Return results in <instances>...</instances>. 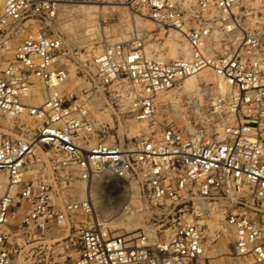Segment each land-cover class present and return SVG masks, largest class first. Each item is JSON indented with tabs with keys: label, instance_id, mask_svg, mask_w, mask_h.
Segmentation results:
<instances>
[{
	"label": "built area",
	"instance_id": "built-area-1",
	"mask_svg": "<svg viewBox=\"0 0 264 264\" xmlns=\"http://www.w3.org/2000/svg\"><path fill=\"white\" fill-rule=\"evenodd\" d=\"M66 1L4 0L0 13V50L9 54L0 65V264L13 263L21 235L36 239L53 226L78 231L80 249L51 264H213L204 222L214 212L233 230L235 256L264 264V28L242 25L264 18V0H131L180 35L184 53L165 60L138 36L105 44L92 72L52 29ZM206 70L225 90L205 84L160 113L159 96ZM76 77L90 87H71ZM115 107L149 132L110 141L111 123L95 111ZM10 120L15 136L1 128ZM105 173L133 185L141 205L125 204L127 215L179 199L192 214L153 245L116 235L91 197H73L77 182ZM19 212L9 241L5 227Z\"/></svg>",
	"mask_w": 264,
	"mask_h": 264
},
{
	"label": "rangeland",
	"instance_id": "rangeland-1",
	"mask_svg": "<svg viewBox=\"0 0 264 264\" xmlns=\"http://www.w3.org/2000/svg\"><path fill=\"white\" fill-rule=\"evenodd\" d=\"M3 0H0V12ZM263 16V15H262ZM258 14L257 18H243L242 25L245 29L259 27L264 28V18ZM257 20V21H256ZM259 21V22H258ZM52 29L60 33L68 46L76 55L75 65L93 71L91 62L93 57L105 44L125 42L138 36L145 37L148 51L161 56L165 60L171 59V51L179 48L177 53H184V40L172 30L160 29L148 17L147 10L133 4L131 0H67L61 7L57 20L52 24ZM231 45V43L226 44ZM9 54L0 50V65L5 66V60ZM199 89L205 84L208 91L218 90V78L212 71L206 70L199 75ZM80 90L89 88V83L81 84L79 78H75L70 85ZM182 87V86H181ZM180 88V87H179ZM175 88L159 96L160 113L169 114L170 106L180 104L192 96L183 87ZM181 91L180 97L177 94ZM198 92V91H197ZM200 95L201 102L204 101ZM105 100H101V104ZM108 107V106H105ZM98 119L111 123L110 141L128 140L134 136L149 132L146 123L128 116H122L117 107L96 110ZM174 123L182 121L174 114H170ZM16 122L4 121L1 124L3 132L12 134L10 129ZM15 136V134H12ZM114 136V137H113ZM0 181L4 188L7 185L5 173H0ZM85 185L83 182L75 184L76 192L73 197L83 199L90 196L96 210V216L108 223L110 230L116 235L125 234L135 238L140 236V244L153 245L159 241H167L179 222L190 218L192 209L185 206V202L165 200L158 208L149 211L141 208L139 213L130 216L124 213L123 206L132 201V204L140 206L135 200L133 185L120 180L109 173L94 176ZM88 189V195H87ZM5 190V189H4ZM2 193H0L1 195ZM243 211V209H240ZM247 210V209H246ZM250 209L247 210L250 213ZM23 212H19L10 219L8 226L11 235L17 229L22 220ZM85 222L84 218H77ZM205 235L207 243L206 262L213 264H255L250 257H237L233 252V230L224 222L221 212H214L205 220ZM14 238H11L13 241ZM20 247L15 254L12 264H51L63 258H76L80 249V234L76 230L69 231L66 228L53 226L36 239L21 235L17 240ZM202 260L200 264H204Z\"/></svg>",
	"mask_w": 264,
	"mask_h": 264
},
{
	"label": "bare ground",
	"instance_id": "bare-ground-1",
	"mask_svg": "<svg viewBox=\"0 0 264 264\" xmlns=\"http://www.w3.org/2000/svg\"><path fill=\"white\" fill-rule=\"evenodd\" d=\"M3 4H4V0H3ZM2 9H3V5H2ZM2 11V10H1ZM1 13V12H0ZM178 35V34H177ZM180 36V35H179ZM228 47H230L229 45L226 47V48H228ZM178 49L179 48H175V49H173L172 51H171V59H176V58H178L179 56H178V53H177V51H178ZM200 74H202V73H200ZM200 74H197V75H193V76H190V77H188V78H186L180 85L183 87V89L185 90V91H188V93L190 92V93H192L193 94V92H197L198 90H199V81H200V79H198L199 78V75ZM181 86H179L180 88H182ZM218 88H220V89H222V90H225V84H224V82L221 80V79H219L218 78ZM37 102L39 103V104H41V102H42V99H37ZM3 183H2V181H0V193H3L5 190V188H4V186L2 185ZM89 184V183H88ZM85 185H87V184H85ZM87 195H88V189H87ZM86 197H88V196H86ZM90 197V196H89ZM85 198V197H84ZM83 198V199H84Z\"/></svg>",
	"mask_w": 264,
	"mask_h": 264
},
{
	"label": "crops",
	"instance_id": "crops-1",
	"mask_svg": "<svg viewBox=\"0 0 264 264\" xmlns=\"http://www.w3.org/2000/svg\"><path fill=\"white\" fill-rule=\"evenodd\" d=\"M8 226L9 224L5 227V233L8 235L9 241H11L12 235H11V230H9Z\"/></svg>",
	"mask_w": 264,
	"mask_h": 264
}]
</instances>
